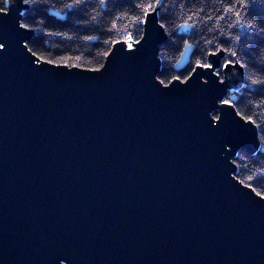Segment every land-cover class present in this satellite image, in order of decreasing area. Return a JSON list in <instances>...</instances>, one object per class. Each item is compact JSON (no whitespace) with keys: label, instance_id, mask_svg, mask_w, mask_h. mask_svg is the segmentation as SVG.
I'll return each instance as SVG.
<instances>
[{"label":"water","instance_id":"obj_1","mask_svg":"<svg viewBox=\"0 0 264 264\" xmlns=\"http://www.w3.org/2000/svg\"><path fill=\"white\" fill-rule=\"evenodd\" d=\"M12 6L9 25L26 10ZM164 43L154 35L132 55L114 45L100 72L27 49L0 59V264H264V200L235 178L237 154L225 157L204 121L221 89L204 76L207 88L193 79L154 91ZM221 78L232 95L243 70Z\"/></svg>","mask_w":264,"mask_h":264},{"label":"trees","instance_id":"obj_2","mask_svg":"<svg viewBox=\"0 0 264 264\" xmlns=\"http://www.w3.org/2000/svg\"><path fill=\"white\" fill-rule=\"evenodd\" d=\"M72 0H32L26 6L25 17L21 22L26 23L33 31V37L28 43V47L37 53L42 60L52 59L60 60L61 57L69 58V63H79L80 69L99 68L104 64L106 57L104 53L114 45L105 44V40L111 38L121 39L119 30L127 26L129 32L136 39L143 35L136 32L135 28L129 22L128 18L116 20L117 30L108 32L113 18L116 15H123V11L117 13L109 8L101 9L98 7L97 0H89V6L77 9H67L66 4ZM258 8H264V0H255ZM3 0H0V4ZM167 9L161 12L159 23H164V32L168 33L165 43L159 51L160 71L159 78L171 79L172 75H180L185 69L190 70L197 59L208 60L205 51H214L217 47L231 48L237 51L238 57L247 61L252 56L257 64L264 61V34L257 35L255 29L242 30L239 25L229 28L237 17L234 13L223 12V7L229 3H236V0H165ZM186 5V6H182ZM197 9H203L199 15H196ZM240 11V21L242 24L254 23L252 16L243 8H237ZM55 14L60 18L53 16ZM133 13L129 12V17ZM193 16L195 27L190 29H181L177 27ZM211 16V20L206 17ZM217 16H223L224 19H216ZM95 17V19H93ZM144 29V26H141ZM245 31L247 35H245ZM240 40H236V36ZM92 37V39H86ZM211 41V44L206 43ZM187 45H191L192 52L188 65L182 70L177 71L176 67ZM219 54V53H218ZM222 60L229 58L227 52H222ZM80 60L76 61L75 57ZM235 59V58H234ZM243 70V84L241 88L230 95L239 101L237 111L245 115H252L258 122L264 123V86L251 85V88H245L244 84H251L252 79H261L257 71L249 66L247 71ZM249 101L251 103H249ZM261 104L260 108L255 105ZM236 167L235 178L238 181L243 180L248 183L249 175L257 176L261 168H264V150L250 154L246 151H240L239 155L232 160ZM257 191L264 192V180L254 183Z\"/></svg>","mask_w":264,"mask_h":264},{"label":"snow or ice","instance_id":"obj_3","mask_svg":"<svg viewBox=\"0 0 264 264\" xmlns=\"http://www.w3.org/2000/svg\"><path fill=\"white\" fill-rule=\"evenodd\" d=\"M32 2V0H3L0 4V59L6 58L9 52L15 48L17 52L24 54V50L27 49L31 56L37 60L41 58L37 56V53L32 51L28 44L25 42L21 44L22 40H26V33L32 31L26 23L19 22L24 19L25 12L19 11L18 15L15 16L13 23L9 25L7 23L8 18L14 12L16 8L12 5L17 6H27ZM98 7L101 9H108L109 4H111L112 9L117 13L123 11V15H116L111 23V27L108 32L111 33L117 30L116 20L128 18L131 25L134 26L136 32H141L147 28L149 23H152L153 30L145 31L144 35H141L139 39H136L131 32L128 31L127 26L124 29L119 30V34L122 36L121 39L111 38L105 40V44L110 45H121V51L125 49L127 54L132 55L138 52L141 48H145L149 45L153 39V36H157L160 41H165L168 37V33L160 32L156 30V25L159 24V29H164L165 24L159 23L161 17V12L167 9V4L165 0H97ZM89 6V0H72L71 3L65 5L67 9H77L86 8ZM186 6V5H182ZM245 9L250 16H252L254 23L242 24L240 21V11L237 8ZM203 9H197L196 15ZM133 13L130 17L128 13ZM223 12L234 13L237 19L228 25L232 28L239 25L242 30L255 29L257 35L264 34V8H258L255 0H236V3H229L223 7ZM95 19V17H93ZM207 20H211V16L206 17ZM216 19H224L223 16H217ZM193 20V16H188V19L181 25L177 27L181 29L194 28L195 24L189 21ZM144 26V29L141 28ZM247 35V32L244 33ZM86 39H92V37H86ZM238 41L241 37L238 35L235 37ZM206 43L211 44V41H206ZM137 46V47H134ZM186 47H191L187 45ZM227 52L229 58L223 59L219 62L218 53ZM113 52L112 48L104 53L105 57H108L110 53ZM205 56L214 57L216 60L205 61L203 59H197L193 65H190V70L185 69L184 73L180 75H172L171 79L159 78V74L155 71L148 73V80L150 86L154 91L160 93L161 95H167L165 90L169 89L170 86H174V83H179L187 87L193 79L197 81V85L200 88H207L210 85L213 89H221L220 93L217 94L216 99L219 101V108L214 104L212 107L208 108L204 115V121L207 129L214 139V143L218 144L220 152L225 154V157L233 155L235 152L239 155V151L236 148V141L243 140L245 142H250L257 151L264 150V123H260L252 115H245L241 111L235 110L238 107L239 101L235 97L229 95L228 90L231 85L226 83V80L221 78L222 76H227L228 72H235L238 69H244L245 72L251 66L257 73L262 77L261 79H252L251 84H244L245 88H251V85H261L264 86V61L257 64L252 56H249L247 61L242 60L238 57L237 51H233L231 48H220L217 47L214 51H205L203 53ZM235 58V59H234ZM76 61L80 60V57H75ZM69 58L61 57L59 62L47 59L42 60V63L54 66V67H65V68H80L79 63H69ZM104 68L101 65L99 68H86L84 71L100 72ZM33 71L40 72L41 69L38 67H32ZM227 70V71H226ZM207 76L209 79L201 78ZM249 103H251L249 101ZM264 104V101L261 102ZM255 107L260 108L261 104L255 105ZM219 111L220 115H213L211 119H208V113H215ZM231 114L232 120L229 122L226 120V116ZM238 118V119H237ZM215 121V123H213ZM259 145V147H257ZM242 147L240 151H244ZM227 162V161H226ZM259 180H264V168H261L257 176L249 175L247 177L248 183L243 180L239 181L245 188L249 189L252 193H255L257 197L264 200V192L257 191L254 187V183ZM70 258L60 259L59 264H66V261Z\"/></svg>","mask_w":264,"mask_h":264}]
</instances>
